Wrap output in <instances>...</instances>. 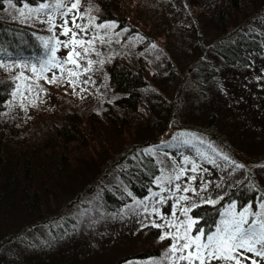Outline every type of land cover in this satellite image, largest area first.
Returning <instances> with one entry per match:
<instances>
[{"label": "rangeland", "instance_id": "374dc122", "mask_svg": "<svg viewBox=\"0 0 264 264\" xmlns=\"http://www.w3.org/2000/svg\"><path fill=\"white\" fill-rule=\"evenodd\" d=\"M43 2L54 4L55 0L27 4L36 7ZM73 2L75 0H63L68 7ZM25 3L11 7L6 2L0 10V19L32 27V33L43 47L45 41L51 47L54 38L61 42L70 39L71 33L61 35L67 19V27L77 33L78 39L93 43L86 55L82 48H76L82 55V58L74 57L79 68L67 63L63 72L58 68L44 72L48 80L55 75L59 78L57 82H62L55 83L52 91L44 93L43 107L26 108L19 126L14 125L11 133L29 137L32 134L30 127L43 109L42 114L49 111L54 118H85L83 113L89 109L106 107L104 99L112 95L105 64H88L89 60L101 62L106 55L123 57L136 67L143 66V76L148 84L142 92L146 94V103L151 104L147 107L146 119L127 130L125 142H119L113 148V127H106L108 132L103 136L109 135L106 138L112 149L107 152L109 157L97 163L86 162L82 157L79 178H71L69 187L57 188V193L43 201L40 208L35 205L27 208L12 195L0 197V264H185L175 261L169 253L172 239H160L165 233L175 234L176 229L168 226L169 221L187 219L182 215L184 208L192 209L193 205L206 203L209 199L218 200L240 183L253 184L263 197L255 207L246 205L241 209L236 207L235 211L248 208L251 213L264 214L261 207L264 205V52L252 55L251 63L242 66L228 65L213 55L215 50L237 36L262 45L264 9L256 14L253 3L244 0L240 20L232 22L222 32L194 0H138L135 6H130L128 23L119 28L114 21L98 19L93 8L95 0H80L79 8L66 17L61 15L63 9L46 10L55 18V27L49 31L46 13H40L38 18L36 13L28 19L20 16L19 9ZM73 16L75 23L85 26L86 31L72 27ZM100 24L106 27L99 28ZM71 49V45L58 47L57 59L65 60ZM50 56L47 49L43 62ZM210 64L218 68L210 77H204L199 68L207 71ZM68 69L79 73L74 84L69 83ZM79 77L83 79V85L76 84ZM210 78L213 83H206ZM79 148L80 145L75 143L74 152ZM140 148L147 152L151 150L158 170L155 187H148L141 198L134 195L127 198L125 193L129 191L122 183L119 170L129 168L126 158L133 155L134 149L139 157L136 165L140 164L143 158ZM72 157L76 159L75 155ZM184 157H188V163ZM192 162L197 165L195 172L191 171ZM181 168L186 171L179 180L174 179ZM158 177L163 178L159 184ZM168 178H172L171 182ZM161 187L165 189L163 192ZM185 187L191 190L185 192ZM105 190H119L121 194L117 193L123 201L113 204L117 206L104 205L101 199L105 196L100 195L108 193ZM181 196L188 199L179 200ZM228 206H223L221 211ZM154 208L159 214L153 211ZM188 216L194 219L190 212ZM253 219H264V215L248 216L249 222ZM220 220L219 215L212 230L205 234L215 232ZM70 227L73 230H68ZM191 234H196L194 226ZM160 241L169 246L165 247ZM159 250L162 252L156 257H133L143 251ZM244 255L249 257L244 264H250L253 259L257 264H264V259L252 253ZM211 264L231 262L214 260Z\"/></svg>", "mask_w": 264, "mask_h": 264}, {"label": "trees", "instance_id": "16d2710c", "mask_svg": "<svg viewBox=\"0 0 264 264\" xmlns=\"http://www.w3.org/2000/svg\"><path fill=\"white\" fill-rule=\"evenodd\" d=\"M137 1L95 0L93 8L97 11L99 20L114 21L113 23L116 22L120 28L124 23V26L128 23L131 15L130 8L135 6ZM250 1L253 3L254 13L257 14L264 9V0ZM6 2L8 0H0V10ZM12 2L18 6L23 2L35 5L37 0H12ZM194 2L204 15L208 14L215 21L222 32L226 31L232 22L240 20L239 15L242 14L244 5V0H194ZM32 29L23 23L21 25L7 23V20L0 19V63L6 65V67H0V197L8 198L12 195L27 208L34 205L40 208L43 201H47L48 197L57 193V188L64 185L69 187L71 178H79L82 157L86 162L95 163L109 157L107 152L112 151L107 145L106 138L109 135L103 136L104 132H108L107 128L113 127L112 148L119 142H125L126 131L140 123L142 119H146L145 113L151 103H146L144 99L146 94L142 92L148 84L143 76V66L136 67L127 63L123 57L106 55L100 59L101 62L93 61L92 63L95 66L100 63L105 64L107 83L112 95L104 99L106 107L89 109L83 113L85 118L67 116L54 118L49 111L46 112L47 114H42L43 109L39 115L37 114L39 119L31 125L32 134L29 137L15 136L11 133V129H14V125L19 126L25 109L43 107L44 93L52 91V88L56 86L55 83H47L45 79L38 80L31 71L33 65L39 71L43 59L47 56V49L40 41L37 42ZM249 40L237 36L227 41L224 47L215 50L213 55L228 65H249L252 55L264 52V33L260 39L262 45L260 42L257 44L256 41ZM134 67L137 69L135 70ZM217 68L216 65L210 64L209 68H206L207 71L204 68L199 70L204 77H210L212 71ZM21 73L29 79H17ZM74 78L69 79L74 80ZM212 80L210 78L206 83H213ZM28 82L32 85L30 91ZM59 82H56L57 85L60 84ZM76 84L83 85V79L79 77ZM13 93L16 95L14 96ZM50 110L53 111V109ZM156 123L155 120L154 125ZM75 143L80 145L78 152H74ZM139 151L143 154L140 164L136 165L139 157L134 149L131 151L133 155L126 158V165L129 168L127 170L120 168L119 174L128 191L135 197L141 198L146 194L148 187H155L154 179L158 170L152 155L142 148ZM185 151H187L186 148ZM73 155L76 159L72 157ZM116 191L121 194L119 190ZM105 192L108 193L100 195L107 199H101L104 205L117 206L124 199L113 190L110 192L105 190ZM128 193H125L127 198L131 196ZM262 197L261 191L257 190L253 184L240 183L230 188L228 193L221 197L222 199H218L219 203H199L192 208L190 214L197 221L194 230L199 228L204 232L211 231L222 207L230 205L231 202L232 204L234 202L238 209L246 205L253 208ZM115 203L117 205H113ZM69 229L73 230L71 227ZM160 243L165 247L169 246L162 241ZM161 252L160 250L143 251L142 254L133 257L152 258L160 255Z\"/></svg>", "mask_w": 264, "mask_h": 264}, {"label": "snow or ice", "instance_id": "6c2138e0", "mask_svg": "<svg viewBox=\"0 0 264 264\" xmlns=\"http://www.w3.org/2000/svg\"><path fill=\"white\" fill-rule=\"evenodd\" d=\"M8 4L11 7H15L12 0H8ZM80 6V0H75L71 4L70 7L66 6L63 3V0H55V3L43 2L39 3L36 7H30L27 3L23 5L22 9H19V14L21 17L28 19L32 16L33 13L38 15L40 13H46L48 15L47 23H49V31H52L55 27L54 24V16L51 15L50 12H46V10L51 9L52 11H59L63 9L61 12L62 16H67L72 13L73 10L78 9ZM27 9V12L24 11ZM83 19V15L80 16ZM76 17L73 16L72 19V27L79 29L81 32L86 31V27L75 23ZM44 22V21H42ZM68 21L65 19L63 27V31L61 35L69 36L71 33L70 39L61 42L58 38L55 39V43L49 47V42L45 41V48L51 52V56L47 61L41 63L39 71L35 65L32 66L31 71L39 79H45L47 83H56L58 81V77L53 75L51 80H48L43 74L46 71H49L51 68H58L61 72L65 71L64 64L71 63L79 68V64L74 57H81V52L77 51L76 48L80 47L83 49V53L86 55L93 43V41H84L83 39L77 38V33L73 32L71 28L67 27ZM99 28H104L106 25L100 24ZM109 27H115V25H109ZM101 39H103L101 37ZM87 44V47L85 46ZM63 46L68 48L70 45L72 46L71 51H69L68 56L65 60L61 61L56 57V51L58 47ZM93 62L91 60L88 61V64L91 65ZM19 66V65H16ZM0 67H6V65L0 63ZM89 69H85L88 71ZM69 77H78L79 73L73 71L72 69H68ZM28 80V77H24L23 73H21L17 79ZM70 84H74V80H69ZM19 89V85L17 86ZM32 85H28V90L30 91ZM15 96L16 93H13ZM22 95V94H21ZM187 143V141H185ZM149 153L151 150H148ZM185 163H188V157H184ZM197 170V165L192 162L191 171L195 172ZM186 170L181 168L179 172L175 175L174 179L179 180L181 176L184 174ZM163 178L158 177L157 183L159 184ZM172 178H168L169 182H171ZM190 179H195L191 177ZM177 190H179L180 186L177 185ZM165 189L163 187L160 188V191L163 192ZM191 189L185 187L183 191L187 192ZM128 195H132L130 192ZM153 195H157V193H153ZM188 197L181 196L179 200H187ZM222 199V198H221ZM161 203L163 200L160 201ZM137 203H143V201H137ZM206 203L216 204L219 203L218 200L209 199ZM196 205H193L195 207ZM264 208V205H261ZM175 209V205H173ZM236 204H230L227 209H224L220 212L221 220L216 225L215 232L210 234H205V232L199 228L196 229V234L192 235L193 226L197 223L196 220L192 219L188 216V213L192 210L191 208H184L182 210V215L187 217V219L183 221L171 220L169 221L168 226L176 229L175 234L170 232L165 233L160 237L161 240L171 238L173 243L169 248V253L173 254L175 257V261H184L185 264H211L212 261H225L231 262V264H244L245 261L249 260V257L244 255V253H252L257 257L264 259V219L256 220L253 219L251 222L248 220V216L251 215H264V214H254L249 211L248 208H244L243 211L237 212L235 211ZM147 211V208H145ZM154 212L159 214L158 209H153ZM173 216H175V212H173ZM247 225V227H245ZM258 225V227H257ZM157 227H163V225H154ZM167 255V253H166ZM250 264H257L256 260H251Z\"/></svg>", "mask_w": 264, "mask_h": 264}]
</instances>
